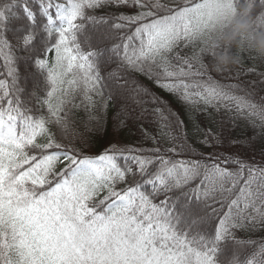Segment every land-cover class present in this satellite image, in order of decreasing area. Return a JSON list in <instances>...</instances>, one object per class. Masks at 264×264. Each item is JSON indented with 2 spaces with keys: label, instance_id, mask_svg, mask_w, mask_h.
<instances>
[{
  "label": "snow or ice",
  "instance_id": "1",
  "mask_svg": "<svg viewBox=\"0 0 264 264\" xmlns=\"http://www.w3.org/2000/svg\"><path fill=\"white\" fill-rule=\"evenodd\" d=\"M235 7L0 0V264H264V61L241 52L235 72L216 71L217 50L204 43ZM251 7L264 29V0ZM21 59L41 77L42 96L24 97ZM201 106L234 110L253 135L215 151L223 141L201 128ZM82 107L84 133L73 119ZM110 108L114 136L149 117L156 131L138 129L134 147L96 150L85 133L106 131ZM257 144L258 161L247 155Z\"/></svg>",
  "mask_w": 264,
  "mask_h": 264
},
{
  "label": "trees",
  "instance_id": "2",
  "mask_svg": "<svg viewBox=\"0 0 264 264\" xmlns=\"http://www.w3.org/2000/svg\"><path fill=\"white\" fill-rule=\"evenodd\" d=\"M122 11H127L122 10ZM134 31V29H133ZM98 30L93 29L89 26V29L85 35L91 36L93 39V43H95V37L97 36ZM83 36H81V40L83 41ZM86 47V46H85ZM249 64L248 61L245 62V67ZM233 72L237 70V66L230 68ZM6 69L2 63V58H0V74L4 73ZM18 71L20 73V86L24 89V97H27L29 93L36 92L37 95H43L45 88L40 76L35 73L34 68L31 66L30 62H26L24 60H20L18 63ZM257 72H264V63H261L257 66ZM214 75V78L217 80H221L222 82L228 83L233 81L223 80L222 77L218 75ZM243 80H253L259 79L256 75H249L242 77ZM145 83H148L145 81ZM151 88L152 92H154L157 96L161 97V99L166 100L171 108L181 109L180 102L172 95L167 92L161 90L156 87L154 84H148ZM260 95H264V92H261ZM200 111H197L195 114V118L199 122L202 129L210 128L216 136L223 141L222 144L217 145L215 151L228 153L230 151L228 146V141L230 139H241L245 140L248 137L253 135V129L250 126H246L243 119H237L234 110H226L222 106L219 111H212V109H203L201 106ZM115 109L110 108L107 115V130H101V132L96 133H85L86 135L92 138V142L96 150H101L103 146L107 145L109 141L115 142L119 140L123 144H127L130 147L137 146L141 142L140 131L138 129L144 128L150 132H155L156 127L153 123H151V117L148 120L142 122L139 125L130 126V130L124 129L119 131L118 136H114V132L116 131L113 128V112ZM209 113L211 116L209 117ZM73 119L76 122L77 130L84 133L85 132V124L88 121V112L84 110V108H80L75 111ZM259 131V128L256 129ZM150 143V142H149ZM145 146H149L146 144ZM259 148L260 145L257 144L254 150H249L247 155L251 158L256 159L257 161L260 159L259 157ZM212 151L211 149H205V152ZM183 157H177V159H182ZM177 196L180 194L177 193ZM175 199V197H173ZM183 197H180V200L177 203V211H183L182 202ZM253 239L260 240L262 237L259 234L253 235ZM232 251L231 245L225 246L224 256L230 255ZM223 258V257H222Z\"/></svg>",
  "mask_w": 264,
  "mask_h": 264
},
{
  "label": "clouds",
  "instance_id": "3",
  "mask_svg": "<svg viewBox=\"0 0 264 264\" xmlns=\"http://www.w3.org/2000/svg\"><path fill=\"white\" fill-rule=\"evenodd\" d=\"M235 3L233 12L204 40L207 48L217 50L212 58L216 71L236 66L241 52L264 61V29L257 30L253 25L251 0H235Z\"/></svg>",
  "mask_w": 264,
  "mask_h": 264
},
{
  "label": "rangeland",
  "instance_id": "4",
  "mask_svg": "<svg viewBox=\"0 0 264 264\" xmlns=\"http://www.w3.org/2000/svg\"><path fill=\"white\" fill-rule=\"evenodd\" d=\"M96 38V35H93Z\"/></svg>",
  "mask_w": 264,
  "mask_h": 264
}]
</instances>
